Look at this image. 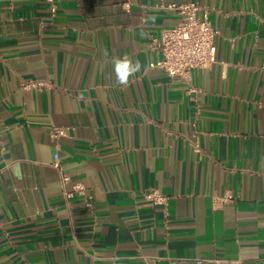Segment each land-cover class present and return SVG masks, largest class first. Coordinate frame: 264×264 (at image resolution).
I'll use <instances>...</instances> for the list:
<instances>
[{
	"label": "crops",
	"instance_id": "1",
	"mask_svg": "<svg viewBox=\"0 0 264 264\" xmlns=\"http://www.w3.org/2000/svg\"><path fill=\"white\" fill-rule=\"evenodd\" d=\"M191 2L216 62L170 77L150 65ZM55 3L0 0V264H264V0Z\"/></svg>",
	"mask_w": 264,
	"mask_h": 264
},
{
	"label": "built area",
	"instance_id": "2",
	"mask_svg": "<svg viewBox=\"0 0 264 264\" xmlns=\"http://www.w3.org/2000/svg\"><path fill=\"white\" fill-rule=\"evenodd\" d=\"M51 6V11L56 12L55 0H45ZM125 9L129 8V3H125ZM167 9L177 12L180 15L179 22L171 27L162 30L158 46L162 53V59L151 64V67H159L170 77L189 78L191 72L196 69H207L216 62V29L207 17H200L201 6L197 2L188 4L172 3ZM50 84L44 81H31L25 84V89H42ZM52 135L55 139L66 136L64 128H56ZM55 166L59 168L58 154L54 155ZM68 176L62 173L63 182L68 181ZM77 191L82 188L76 186ZM69 196V195H67ZM144 198L154 206H166L167 196L158 190H150L144 193ZM231 199L230 197L227 200ZM86 206L93 210V204L88 200Z\"/></svg>",
	"mask_w": 264,
	"mask_h": 264
},
{
	"label": "clouds",
	"instance_id": "3",
	"mask_svg": "<svg viewBox=\"0 0 264 264\" xmlns=\"http://www.w3.org/2000/svg\"><path fill=\"white\" fill-rule=\"evenodd\" d=\"M156 17H148L145 23L149 21L151 24H155ZM144 35V33H142ZM142 64L140 60H134L131 56L124 55L122 57H116L112 61V73L114 76V83L118 86L126 87L132 78H134L137 73L141 72Z\"/></svg>",
	"mask_w": 264,
	"mask_h": 264
}]
</instances>
